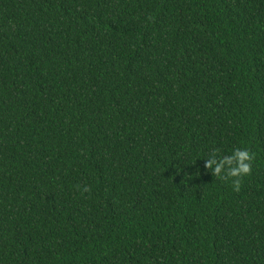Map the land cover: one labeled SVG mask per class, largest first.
<instances>
[{"label": "trees", "instance_id": "trees-1", "mask_svg": "<svg viewBox=\"0 0 264 264\" xmlns=\"http://www.w3.org/2000/svg\"><path fill=\"white\" fill-rule=\"evenodd\" d=\"M0 264H264V0H0Z\"/></svg>", "mask_w": 264, "mask_h": 264}, {"label": "clouds", "instance_id": "clouds-1", "mask_svg": "<svg viewBox=\"0 0 264 264\" xmlns=\"http://www.w3.org/2000/svg\"><path fill=\"white\" fill-rule=\"evenodd\" d=\"M253 160L254 155L250 151L246 148H237L230 155L211 154L206 157L204 167L222 181L231 180L233 190L239 192L242 178L252 172ZM82 190L87 192V186Z\"/></svg>", "mask_w": 264, "mask_h": 264}]
</instances>
